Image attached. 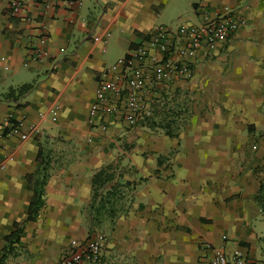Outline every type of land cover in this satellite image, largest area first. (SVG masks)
<instances>
[{"label":"crops","instance_id":"crops-1","mask_svg":"<svg viewBox=\"0 0 264 264\" xmlns=\"http://www.w3.org/2000/svg\"><path fill=\"white\" fill-rule=\"evenodd\" d=\"M9 1L0 0V123L11 119L37 132L1 142L0 162L12 158L0 170V264H53L69 238L83 236L92 176L114 153L127 156L135 180L122 184L110 229L106 246L115 257L128 264H209L204 245L211 243L264 260V0H81L49 8L23 0L18 16L8 17ZM204 7L242 12L245 25L216 52L200 55L190 79L159 92L149 119L94 133L87 118L101 72L157 27L199 24ZM40 29L45 55L32 61L27 48ZM24 84L31 87L19 94ZM168 95L184 114L171 134L156 120ZM118 140L131 141L132 149H114ZM39 149L52 166L43 206L26 220L32 198L26 175L39 168ZM15 223L20 232L11 243L6 236ZM127 237L136 247L123 252ZM109 255L104 251L106 264Z\"/></svg>","mask_w":264,"mask_h":264},{"label":"built area","instance_id":"built-area-1","mask_svg":"<svg viewBox=\"0 0 264 264\" xmlns=\"http://www.w3.org/2000/svg\"><path fill=\"white\" fill-rule=\"evenodd\" d=\"M39 1L45 8L61 2L67 5L81 4V0ZM22 8L23 0H10L5 14L16 17ZM201 15L203 19L199 24L181 25L176 29H153L148 38L101 72L87 118L94 133L107 134L113 122L133 128L149 119L154 113L156 98L161 95L159 92L169 85L190 79L194 61L200 55L216 52L220 44L246 22L244 14L235 9L212 11L204 7ZM46 39V33L40 29L37 38L27 48L29 60L34 61L45 55L40 45ZM173 53L176 56H172ZM36 132L35 126L24 130L19 121L6 119L0 123V148L7 137H16L21 142L32 135L36 136ZM91 140L92 137H89L88 141ZM11 158L10 155L5 156L0 162V170L6 167ZM105 244V236L93 232L74 244L53 264H106ZM204 246L211 252L209 264H264V260L252 259L239 248L227 252L223 246L211 243Z\"/></svg>","mask_w":264,"mask_h":264},{"label":"rangeland","instance_id":"rangeland-1","mask_svg":"<svg viewBox=\"0 0 264 264\" xmlns=\"http://www.w3.org/2000/svg\"><path fill=\"white\" fill-rule=\"evenodd\" d=\"M167 97L169 98L164 100H169V105L165 104L164 106H162V108L160 107V116H158L156 120L159 122V126L162 128L163 131H170L171 133H174L180 127L184 119V114L181 110L180 104L174 102L173 96L168 95ZM131 143V141L118 140V142L116 143L117 146L113 147L114 149L120 148L122 150L129 151L133 147V145L129 146ZM51 159L52 158L46 156L48 166H52L51 164L49 165ZM56 161L57 159L54 161V163H56ZM160 161L164 162L166 161V158L160 159ZM131 168L132 167H129V161H127V156L123 157L118 153H114L113 159L110 162L101 165L95 171V173H97L98 171H100V173L99 176L96 178V187L92 194L94 202L92 201L90 204H88L89 218L87 221L82 222V226H84L86 235L84 234L83 236H73L69 238L66 250L70 249L74 244H77L82 241L89 234L93 232H99L105 236L106 244L104 250L106 251V253L110 254V258L112 256L109 264H128L125 258L123 259L126 262H124L123 259L115 257V255L112 254L113 247L109 248L106 245L110 240V229H112L117 224V220L115 219L117 217L116 211L119 207V199H122L124 197L123 193L126 191V189L122 188V184H134L135 182L134 179L131 180V172H133V168ZM49 174L50 173L48 171V177ZM140 180L144 179L140 178ZM123 243L124 244H120V247L123 248V252L129 247H136V241L134 237H127L126 240L123 241ZM139 244L141 243L139 242L138 245ZM9 253L12 254L16 252L12 250ZM125 256H127V253ZM115 258L118 261L114 260Z\"/></svg>","mask_w":264,"mask_h":264},{"label":"trees","instance_id":"trees-1","mask_svg":"<svg viewBox=\"0 0 264 264\" xmlns=\"http://www.w3.org/2000/svg\"><path fill=\"white\" fill-rule=\"evenodd\" d=\"M147 37H149V36H147ZM137 42H138V40L135 41L132 46L135 47L137 45ZM30 87H31L30 84H24L19 88L18 93L23 94ZM9 95H13V91L9 92ZM166 133L171 134L170 131H167ZM42 153H43L42 149H39V153L37 156V162L39 163V168L37 169V171L35 173L26 175V180H27L29 187L32 191V198H31L30 203H29L26 220H33L36 217L38 211L43 206V199H42L43 185L46 183L47 174L45 172L47 171V163L48 162L46 160L45 155H42ZM99 173H100V171L95 173L93 176V191L95 190V187H96L95 183L97 181L96 178L99 176ZM92 201L94 202L93 198H92ZM15 227L17 230L11 232L10 234H8L6 236V239L10 240L11 243L16 242L18 240V234L20 232V229H19L17 223H15Z\"/></svg>","mask_w":264,"mask_h":264}]
</instances>
